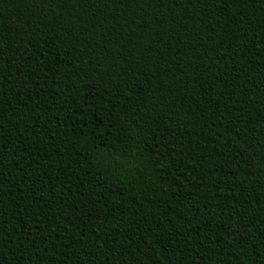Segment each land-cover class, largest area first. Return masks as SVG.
<instances>
[{
	"label": "trees",
	"instance_id": "1",
	"mask_svg": "<svg viewBox=\"0 0 264 264\" xmlns=\"http://www.w3.org/2000/svg\"><path fill=\"white\" fill-rule=\"evenodd\" d=\"M0 264H264V0H0Z\"/></svg>",
	"mask_w": 264,
	"mask_h": 264
}]
</instances>
